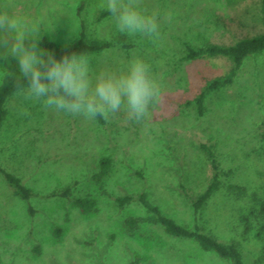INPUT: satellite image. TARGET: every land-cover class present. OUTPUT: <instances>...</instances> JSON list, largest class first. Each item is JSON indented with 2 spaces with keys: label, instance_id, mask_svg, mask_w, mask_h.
<instances>
[{
  "label": "rangeland",
  "instance_id": "1",
  "mask_svg": "<svg viewBox=\"0 0 264 264\" xmlns=\"http://www.w3.org/2000/svg\"><path fill=\"white\" fill-rule=\"evenodd\" d=\"M80 2L87 35L114 45L87 56L93 75L141 58L163 84L160 103L150 120L129 121L120 112L99 123L45 110L24 91L9 99L0 128V166L36 196L20 200L0 175V264H229L149 223L130 236L122 221L146 214L136 202L118 208L114 201L144 192L164 215L191 226L180 184L195 196L209 182L201 143L215 145L222 170L230 174L197 223L219 241L236 243L245 264H264V240L255 237L251 222L245 232L239 220L264 199V52L244 60L231 85L206 95L200 117L183 104L231 64L221 57L180 59L184 43L230 45L263 32L259 0H143L160 22L161 39L155 43L118 32L110 14L96 21L105 10L103 0H0V8L39 21L41 37L64 47L77 38ZM2 53L0 79L8 64L19 68ZM104 157L109 167L97 179ZM228 184L241 190H226ZM64 186L74 196L93 198L96 211L82 215L61 198L46 197Z\"/></svg>",
  "mask_w": 264,
  "mask_h": 264
},
{
  "label": "clouds",
  "instance_id": "2",
  "mask_svg": "<svg viewBox=\"0 0 264 264\" xmlns=\"http://www.w3.org/2000/svg\"><path fill=\"white\" fill-rule=\"evenodd\" d=\"M101 7L110 14L118 32L153 43L161 39L157 15L143 7V0H103ZM41 35L39 21L0 8V49L3 57L17 60L19 72L27 81L23 93L27 99L40 103L45 110L86 120L99 117L108 121L120 112L129 121L151 119L163 84L148 62L134 58L123 69L93 75L90 60L83 54L57 60L40 49Z\"/></svg>",
  "mask_w": 264,
  "mask_h": 264
},
{
  "label": "trees",
  "instance_id": "3",
  "mask_svg": "<svg viewBox=\"0 0 264 264\" xmlns=\"http://www.w3.org/2000/svg\"><path fill=\"white\" fill-rule=\"evenodd\" d=\"M259 21L264 28V0L258 2ZM84 9V2H80L76 14L79 17V32L77 38L69 45L64 47L57 46L53 41L42 36L38 42L39 48L51 54L55 59L59 60L64 55L73 53L83 54L85 56L95 55L113 47L112 41L100 40L89 37L86 31L85 20L82 19L81 12ZM106 10L99 11L96 21L108 16ZM122 40V37H120ZM264 52V31L250 37L240 38L230 45H220L205 43L200 46H192L188 43L183 44L182 61H194L202 58H225L231 67L228 72L220 77H216L206 81L199 93L192 99L187 100L183 105L192 107L196 116L200 117L204 112V101L206 95L210 92L220 90L233 83L238 70L247 58ZM27 88V81L19 72L14 64H8L6 70L0 79V128L6 118V104L9 99L16 93L22 92ZM96 120L102 123V119L97 117ZM261 139H264V125L261 133ZM205 161L207 162L211 176L205 188L195 196H190L185 191L183 185L180 184L182 194L186 197L193 217L191 226L180 225L172 218L164 215L157 206L149 202L146 193L139 192L133 195H123L114 199L118 208H123L136 202L144 210L145 217H127L122 221V227L130 236L136 231L141 223H149L158 226L161 230L177 239L191 240L200 250L215 254L218 258L226 260L229 264H245L243 255L238 246L234 242L219 241L214 235L205 232L197 223V217L206 207L211 197L223 187L222 178L230 174V171L222 170L219 161V153L212 143H201L198 146ZM109 167V159L101 158L99 160V172L95 178L100 179L107 173ZM0 175L5 184L12 190L14 196L24 202H28L30 198L36 196L17 176L9 173L0 166ZM226 190L240 191L241 188L233 184L225 186ZM57 197L65 200L68 204L75 207L82 215H88L96 211V201L89 197H77L71 192L70 186H64L58 190H53L46 196ZM256 196L253 195V198ZM240 223L244 225V230H248V223L251 222L255 227V237L264 240V199L260 200L252 210L244 211L240 217ZM57 235V230L55 232Z\"/></svg>",
  "mask_w": 264,
  "mask_h": 264
}]
</instances>
